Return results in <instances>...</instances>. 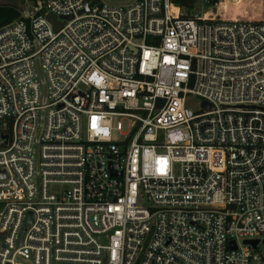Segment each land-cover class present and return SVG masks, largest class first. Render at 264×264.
Returning a JSON list of instances; mask_svg holds the SVG:
<instances>
[{"label": "built area", "instance_id": "obj_1", "mask_svg": "<svg viewBox=\"0 0 264 264\" xmlns=\"http://www.w3.org/2000/svg\"><path fill=\"white\" fill-rule=\"evenodd\" d=\"M29 2L0 26V264H252L264 1Z\"/></svg>", "mask_w": 264, "mask_h": 264}, {"label": "rangeland", "instance_id": "obj_2", "mask_svg": "<svg viewBox=\"0 0 264 264\" xmlns=\"http://www.w3.org/2000/svg\"><path fill=\"white\" fill-rule=\"evenodd\" d=\"M30 0H0L1 3L17 4L20 8L29 6ZM220 0V6L217 12L212 14L211 10L202 6L200 3L197 7V12L201 15L206 14L217 19L231 21L233 19L239 20H256L262 14V6L264 0ZM125 128V127H124ZM255 260L252 264H264V245L260 244L254 251Z\"/></svg>", "mask_w": 264, "mask_h": 264}, {"label": "trees", "instance_id": "obj_3", "mask_svg": "<svg viewBox=\"0 0 264 264\" xmlns=\"http://www.w3.org/2000/svg\"><path fill=\"white\" fill-rule=\"evenodd\" d=\"M35 1V0H31ZM238 0L236 3H238ZM21 10L17 4L13 3H1L0 4V26H3L15 19L19 18L21 15Z\"/></svg>", "mask_w": 264, "mask_h": 264}, {"label": "water", "instance_id": "obj_4", "mask_svg": "<svg viewBox=\"0 0 264 264\" xmlns=\"http://www.w3.org/2000/svg\"><path fill=\"white\" fill-rule=\"evenodd\" d=\"M85 11H89V6H88L87 1H85ZM48 19L53 23L55 29L59 28V23L57 22V17L54 14H50L48 16ZM204 105L207 107V109H209V105L207 103H204ZM30 221H31V219H30V213H29L28 220H27V223H26V227H28V225L30 224ZM24 232H25V230L23 231V234H24ZM244 243L245 244H249V245H251L253 247V249H256L257 246H258L259 241L258 240H245ZM232 247L236 248V244H235L234 241L232 242Z\"/></svg>", "mask_w": 264, "mask_h": 264}]
</instances>
